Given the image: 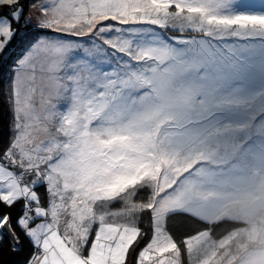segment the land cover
<instances>
[{"label": "snow or ice", "instance_id": "6c2138e0", "mask_svg": "<svg viewBox=\"0 0 264 264\" xmlns=\"http://www.w3.org/2000/svg\"><path fill=\"white\" fill-rule=\"evenodd\" d=\"M0 264H264V0H0Z\"/></svg>", "mask_w": 264, "mask_h": 264}]
</instances>
